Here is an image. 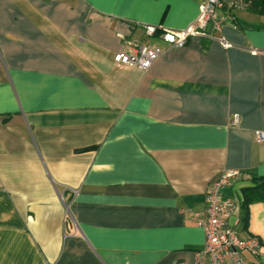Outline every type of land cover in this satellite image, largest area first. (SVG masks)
I'll return each instance as SVG.
<instances>
[{"label":"crops","instance_id":"obj_1","mask_svg":"<svg viewBox=\"0 0 264 264\" xmlns=\"http://www.w3.org/2000/svg\"><path fill=\"white\" fill-rule=\"evenodd\" d=\"M200 2L0 0V264H197L209 183L264 178V13L222 9L180 47L143 29ZM128 41L164 51L116 64ZM239 229L264 264V200Z\"/></svg>","mask_w":264,"mask_h":264},{"label":"built area","instance_id":"obj_2","mask_svg":"<svg viewBox=\"0 0 264 264\" xmlns=\"http://www.w3.org/2000/svg\"><path fill=\"white\" fill-rule=\"evenodd\" d=\"M247 4L246 0H201L198 17L187 27L176 30L160 24H144L143 29L148 36L159 33L166 43L165 47H180L189 36L213 37L208 32L209 24L213 32L219 33L222 27L218 14L220 10L244 8ZM217 38L224 42L222 35ZM163 51L162 46L149 47L128 41L126 48L113 55V60L116 64L145 70ZM231 122L238 124L237 113L233 114ZM253 134L257 143L264 142V130L256 129ZM239 176L238 170H224L206 189L204 213L194 212L190 216L191 221L202 228L205 236L204 245L197 252V264H252L247 255L259 257L261 254V242L258 238L240 235L241 195L232 191ZM225 187L230 189L229 193L222 192Z\"/></svg>","mask_w":264,"mask_h":264},{"label":"trees","instance_id":"obj_3","mask_svg":"<svg viewBox=\"0 0 264 264\" xmlns=\"http://www.w3.org/2000/svg\"><path fill=\"white\" fill-rule=\"evenodd\" d=\"M249 7L264 13V0H246ZM241 195V219L245 226L247 220V207L251 202L264 200V178H253L252 183L240 190Z\"/></svg>","mask_w":264,"mask_h":264}]
</instances>
